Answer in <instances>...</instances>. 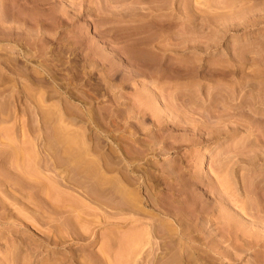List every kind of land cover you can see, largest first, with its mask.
Returning a JSON list of instances; mask_svg holds the SVG:
<instances>
[{"label": "rangeland", "instance_id": "obj_1", "mask_svg": "<svg viewBox=\"0 0 264 264\" xmlns=\"http://www.w3.org/2000/svg\"><path fill=\"white\" fill-rule=\"evenodd\" d=\"M252 2L0 0V264H93L104 253L111 264L204 262L186 252L198 240L160 238V229L182 225L171 218L162 225L163 205H145L135 181L147 212L116 210L84 196L69 176L71 152L90 164L110 158L116 170H101L108 176L122 170L142 181L163 169L173 172L175 185L153 189L165 196L172 189H211L218 206L232 213L244 201L264 209V23L248 25ZM138 102L150 106L143 117ZM191 124L201 127L199 140L193 141ZM71 133L89 143L66 142ZM166 135L172 143H163ZM152 145L158 149L146 148ZM197 177L205 182L195 183ZM262 216L264 210L245 215V222L261 234L264 256ZM214 240L233 253L240 249L239 240L221 233ZM250 252L234 264H251Z\"/></svg>", "mask_w": 264, "mask_h": 264}, {"label": "bare ground", "instance_id": "obj_2", "mask_svg": "<svg viewBox=\"0 0 264 264\" xmlns=\"http://www.w3.org/2000/svg\"><path fill=\"white\" fill-rule=\"evenodd\" d=\"M52 1V0H51ZM71 1V0H70ZM237 1V0H236ZM250 1V0H249ZM253 0H251L252 2ZM241 2V1H240ZM236 3V2H235ZM46 4V3H45ZM53 4V3H52ZM66 4V3H65ZM237 4V3H236ZM241 5V4H240ZM244 5V4H243ZM233 6V5H232ZM70 7V6H69ZM41 8V7H40ZM222 10V8H220ZM48 10V9H47ZM247 10H250V12L248 13L247 18L249 16L250 18V22L248 23V25H256L257 23H264V0H254L250 6L247 7ZM223 11V10H222ZM59 12V11H58ZM32 18V17H31ZM249 18L246 19L249 21ZM33 19V18H32ZM49 19V18H48ZM51 20V19H50ZM240 20V19H239ZM242 20V19H241ZM247 21V22H248ZM40 22V21H39ZM67 22V21H66ZM45 23V22H44ZM60 23V22H59ZM54 25V24H52ZM60 25V24H59ZM55 26V25H54ZM252 27V26H251ZM146 36V35H145ZM147 39V38H145ZM113 46V45H112ZM258 52V51H257ZM262 52V51H261ZM127 55V54H126ZM258 55V54H257ZM263 55V54H262ZM147 57V56H145ZM260 57V56H258ZM101 60V59H100ZM259 61V59H258ZM261 61V60H260ZM259 61V62H260ZM148 62V61H147ZM262 62V61H261ZM264 62V61H263ZM124 64V63H123ZM126 64V63H125ZM188 67V66H187ZM134 68V67H133ZM155 68V67H154ZM145 69V68H144ZM196 70V68H194ZM134 70V69H133ZM150 70V69H149ZM192 70V68H190V71ZM194 70V71H195ZM157 71H158V67H157ZM184 71V70H183ZM189 71V72H190ZM193 72V71H192ZM191 72V73H192ZM162 73V71H161ZM153 77V76H152ZM257 89V88H256ZM174 91V90H173ZM263 91V90H262ZM261 91V92H262ZM84 92V91H83ZM179 92V91H177ZM176 93V91H175ZM186 93V92H185ZM85 94V93H84ZM179 94V93H178ZM177 97V96H176ZM183 97V96H181ZM180 97V98H181ZM250 97V96H249ZM259 97V96H257ZM173 98V97H172ZM169 99V98H168ZM211 99H212V95H211ZM261 99V98H260ZM148 100V99H147ZM174 100V98H173ZM183 100V99H182ZM190 100V99H189ZM213 100V99H212ZM170 101V100H169ZM211 101V100H210ZM173 102V101H172ZM250 102V101H249ZM252 102V101H251ZM4 103V102H3ZM134 103V102H133ZM139 104L137 105V109L138 111L136 110V112H138L142 117L143 115L147 114V111L150 109V106L147 105V104H144V103H140L138 102ZM179 103V102H177ZM214 103V102H213ZM248 103V102H247ZM254 103V102H253ZM252 103V104H253ZM260 103V102H259ZM127 104V103H126ZM190 104V103H189ZM209 104V103H208ZM240 104V103H239ZM129 105V104H128ZM185 105V104H184ZM202 105V104H201ZM204 105V104H203ZM211 105V103L209 104ZM241 105V104H240ZM243 105V104H242ZM40 106V105H39ZM172 106V105H171ZM258 106V105H257ZM163 107V105H162ZM170 107V106H169ZM187 107V106H186ZM190 107V106H189ZM216 107H217V104H216ZM248 107V106H247ZM39 108V107H38ZM177 108V107H176ZM231 108V107H230ZM249 108V107H248ZM232 109V108H231ZM257 109V108H256ZM179 110V109H178ZM251 110V109H250ZM91 111V110H90ZM102 111V110H101ZM167 111V110H166ZM177 110H175L176 112ZM202 111V110H201ZM226 111V110H225ZM49 112V111H48ZM79 112V111H78ZM208 112V111H207ZM211 112V111H210ZM55 113V111H54ZM74 113V112H73ZM89 113V112H88ZM100 113V112H99ZM149 113V112H148ZM161 113V112H160ZM168 114V113H167ZM205 114V113H204ZM211 114V113H210ZM256 114V113H255ZM254 114V115H255ZM76 115V114H75ZM91 115V114H89ZM251 115V113H250ZM48 116H50L48 114ZM92 116V115H91ZM153 116L155 118H157V123L158 125H160V123H163L162 121H164V119L161 120V117H158L156 114H153ZM208 116V115H207ZM51 117V116H50ZM60 116H58V119H59ZM86 117V116H85ZM94 117V116H92ZM90 117V119L92 118ZM182 117V116H181ZM187 117V115H186ZM246 117V116H245ZM253 117V116H252ZM47 118V116H46ZM79 118V119H78ZM190 117H187V121L189 122V119ZM74 120L76 121H79V120H82V117H79V116H74L73 118ZM84 119V118H83ZM93 119V118H92ZM167 119V118H166ZM173 119V117H172ZM185 119V118H183ZM191 119V118H190ZM196 119V118H195ZM218 119V118H217ZM259 119V118H258ZM95 120V119H93ZM193 120V119H191ZM201 120V119H199ZM222 120V119H221ZM257 120V119H256ZM124 121V120H123ZM195 121V120H194ZM209 121L211 122V120L209 119ZM259 121H262V120H259ZM39 122V121H38ZM47 122V121H45ZM50 122V120H49ZM58 122V121H56ZM156 122V121H155ZM186 122V121H185ZM193 122V121H192ZM191 122V123H192ZM202 122V121H201ZM205 122V121H204ZM178 123V122H177ZM190 123V122H189ZM203 123V122H202ZM215 122H213L214 124ZM255 123V122H254ZM257 123V122H256ZM264 123V122H263ZM48 124V122H47ZM209 124V123H208ZM212 124V125H213ZM59 125V124H58ZM178 125V124H177ZM185 125V124H184ZM228 125V124H227ZM157 126V125H156ZM191 126L193 127L192 129L195 130V132L197 133H194V135H192V139L193 141L194 140H199L197 138V136L199 137V134L202 133V131L200 133H198V131L202 130L201 127L199 128L197 125H192ZM47 127V126H46ZM54 127V126H53ZM118 127V126H117ZM185 127V129L188 130V127L189 129L191 128L189 125L187 126V124L185 126H183V128ZM212 127V126H211ZM256 127V126H255ZM260 127V126H259ZM63 128V126H62ZM61 128V129H62ZM168 128V127H166ZM165 128V126L161 127V130L162 131H166L167 129ZM170 128V127H169ZM182 128V127H181ZM60 129V128H59ZM190 130L193 132V130ZM257 129V128H256ZM51 130V129H50ZM184 130V129H182ZM198 130V131H197ZM216 130V129H215ZM173 131V130H172ZM210 131V130H209ZM61 132V131H60ZM62 132H64V130H62ZM171 132V131H170ZM189 132V131H188ZM51 133V132H50ZM156 133V132H155ZM161 133V132H160ZM218 133V132H217ZM225 133V132H224ZM63 134V133H62ZM65 134V133H64ZM67 134V133H66ZM75 133H71V137H68V136H65L64 138H66V142H71L72 145L74 142H86L84 143V146L85 144H88V140L86 141L85 139H83L82 141V138L80 139V137H78L77 135L74 136ZM203 134V133H202ZM201 134V135H202ZM216 134V133H215ZM53 135V134H52ZM57 135V134H55ZM68 135V134H67ZM162 135V133H161ZM165 135V134H164ZM58 136V135H57ZM56 136V137H57ZM125 136V135H124ZM261 136V135H260ZM50 137V136H49ZM55 137V136H54ZM68 137V138H67ZM161 137V136H159ZM163 138H165L163 141L164 142H167L166 144H168V142H171L172 143V140L170 141V139H167V135L166 136H162ZM194 137V138H193ZM207 137V136H206ZM62 136L60 135V138L58 137L57 139H61ZM86 138V137H85ZM260 138V137H259ZM53 139V137H52ZM63 139V138H62ZM87 139V138H86ZM208 139V138H207ZM256 139V137H255ZM261 140V139H260ZM151 141V140H150ZM88 142V143H87ZM93 142H96L97 144L95 149L98 150V148H100V142L102 143L101 141V138L99 135L96 134V137H94V140ZM137 142V141H136ZM59 144V143H58ZM164 145L163 147H161L162 149H166V146L167 145ZM68 145V144H67ZM71 145V150H72V146ZM94 145V146H95ZM157 145V144H156ZM144 146V144H143ZM169 146V145H168ZM52 147V145H51ZM54 147H56L54 145ZM53 147V148H54ZM68 147V146H67ZM80 147V146H79ZM83 147V146H82ZM141 147V146H140ZM52 148V149H53ZM85 148H88V150L91 148L88 147H85ZM94 148V147H93ZM92 148V149H93ZM146 148H150V150H156L158 148L156 147H153L152 146H146ZM50 149V150H52ZM56 149V148H55ZM81 149V148H80ZM94 149V150H95ZM114 149V148H113ZM138 149V148H137ZM161 149V150H162ZM70 150V151H71ZM86 150V149H85ZM145 150V149H144ZM169 150V149H168ZM167 150V151H168ZM54 151V150H53ZM51 151V154H53ZM100 151V150H99ZM152 151V152H154ZM160 151V150H159ZM69 150L67 148V151H66V148H65V154H68ZM87 152V151H86ZM90 152H91V149H90ZM89 152V154H90ZM95 152V151H94ZM102 152V151H101ZM128 152V151H127ZM145 152V151H144ZM147 152V150H146ZM58 153V152H57ZM104 153V152H103ZM105 154V153H104ZM103 154V155H104ZM111 154V153H110ZM130 154V153H129ZM128 154V155H129ZM140 154V152H139ZM79 155H81L79 157ZM101 155V154H100ZM106 155V154H105ZM108 155V154H107ZM106 155V156H107ZM132 155V154H131ZM66 156V155H65ZM87 156V155H86ZM105 156V157H106ZM112 156V155H111ZM134 156V155H133ZM68 157V156H67ZM66 157V158H67ZM65 158V157H64ZM113 158V157H112ZM62 159V158H61ZM110 158H108L109 160ZM115 159V158H114ZM65 160V159H64ZM101 160L103 162H101ZM106 159H100V161H97L95 163H91V161H88V158H86L84 155L82 154H78V156H75V153H72L71 152V174H69V176L71 175V181L74 185H78V188L80 187L82 190L85 191V194L84 196H89V198L91 199H94L95 201H97L99 203V201H101L100 203H103L106 202L108 203L107 205H113L115 206L116 210L117 209H120V210H128L130 207L131 208H137L138 211H141V210H145L144 208H142V206L140 205L139 206V202H143V198L139 199V195L141 193H139L138 195V191H135V187L133 188L132 185H136L135 183H137L138 187L140 190L142 189L143 191H145L146 194H144V196L146 195V200L145 202L147 204L145 205H152V206H157L158 205V208L161 209V206H162V209L164 208L166 210V213L164 214V216H160L161 220H164V218H171L172 221L174 220H177L178 224L180 223L182 226L180 228V230H169L166 231V229H160L159 231H157V234H159L160 238L163 237L164 238H169L172 243L173 241H182V240H185L186 242H195L196 240L199 241V245L198 244H194V243H189L190 245L186 246L185 248L187 249L186 252H188L187 254L190 255L191 252L193 253H197L198 255V260H204V262H201L200 264H220L218 263L216 260H221L222 264H234L235 261L238 256L240 257V254L244 251H251L250 253L254 254L255 255V259L254 261L251 263V264H264V256H261L260 254V244L262 245V243H260V233H258L257 231H254L253 230V227L255 226H252L248 223H246L245 221H247L245 215H251V216H254V213H261L262 209L261 207H258V205H256L255 207H251L249 204H245V202L247 201H244L243 202V205H240L241 207L239 208L240 210L239 211H235V212H231L230 209L228 208H221V206L219 207V201L217 199H215L214 196L216 195H212L211 192H209V186H208V190L209 191H196L195 193H184L185 196L183 197V193L180 192L179 190L175 189L173 190L172 187H170L172 189V192H171V196H172V200L171 203L170 201H168L167 197L169 196V198H171L170 195L168 196H165L163 194L162 191H158V192H155L153 189L159 184V183H162L164 186H173L171 185L170 183V173H173V172H165L166 170H161L163 172H158L156 173V175H147V177H143V180L142 181H139L140 179H138L137 177L135 176H132L131 174H128V173H124V171L120 172V170L118 171V173L114 176H108L106 175V171L108 170H116V168L113 166L115 165V163L112 164L111 161H108ZM123 160V159H122ZM63 162V161H62ZM89 162V163H88ZM116 162V161H115ZM118 162V161H117ZM68 163V162H67ZM131 163V162H130ZM66 164V162H65ZM68 164V165H70ZM53 162H52V169L53 167ZM92 165V166H91ZM120 165V164H119ZM129 165V164H128ZM51 165H49L50 167ZM116 166V165H115ZM177 166V165H176ZM175 166V167H176ZM68 167V166H66ZM56 168V167H55ZM92 168V170H91ZM123 168V167H122ZM126 168H129V166H125V171H126ZM179 168V167H178ZM51 169V170H52ZM93 169H94V172H93ZM105 169V172L104 171H101V170H104ZM121 169V168H120ZM124 169V168H123ZM138 169V168H137ZM69 171V170H68ZM111 171V172H113ZM182 171V170H181ZM23 172V171H22ZM104 172V173H103ZM109 172V173H111ZM119 173H121L120 175H118ZM179 175V174H178ZM141 178V176H140ZM174 178V177H173ZM178 179V178H177ZM186 179V178H185ZM135 181V183H134ZM173 182V180H171ZM184 181V180H182ZM195 183H203L205 182V180H203V178H200V177H197ZM245 181V180H243ZM254 181V180H253ZM169 182V183H168ZM207 182V181H206ZM174 183V182H173ZM177 184V182H176ZM250 184V183H249ZM248 184V185H249ZM252 184V183H251ZM68 185V184H67ZM192 185V184H191ZM193 186V185H192ZM252 186V185H251ZM72 187V186H71ZM76 187V186H75ZM74 188V187H73ZM79 188V190H80ZM136 188V190H138ZM169 188V189H170ZM177 188V187H176ZM211 188V187H210ZM254 188V187H253ZM54 189V188H53ZM51 189V190H53ZM77 189V188H76ZM179 189H182V188H179ZM193 189V188H192ZM248 189H251V188H248ZM77 190V191H79ZM165 190V189H164ZM197 190V189H196ZM50 191V190H49ZM84 191H79V192H84ZM193 191V190H192ZM254 191V190H253ZM51 192V191H50ZM189 192V191H187ZM194 192V191H193ZM53 193V192H52ZM137 193L136 196H131L132 194L135 195ZM257 193V192H256ZM54 194V193H53ZM169 194V193H168ZM82 195V196H83ZM142 195V194H141ZM81 196V195H80ZM54 197V196H53ZM217 197V196H216ZM58 198V196H57ZM67 198V197H66ZM80 199L82 197H79ZM85 198V197H84ZM164 198L167 199V201L170 203H168L167 201L164 200ZM79 199V200H80ZM163 199V203H162V200ZM219 199V197H218ZM256 200V198H254ZM54 199H52L53 201ZM78 199H76L75 201L77 202ZM83 200V199H82ZM93 200V201H94ZM175 202H174V201ZM48 201V200H47ZM50 201V200H49ZM81 201V200H80ZM94 201V202H95ZM103 201V202H102ZM136 201V202H135ZM161 201V202H159ZM172 201L174 202V204L172 203ZM178 202L180 201H183V203L181 202L180 204H183V205H179ZM262 201V200H261ZM51 202V201H50ZM56 202V201H55ZM83 202V201H82ZM85 202V200H84ZM81 203V202H80ZM91 203H93L91 201ZM99 203V204H100ZM177 203V204H175ZM225 203V202H224ZM250 203V202H249ZM257 203V202H256ZM82 204V203H81ZM95 204V203H94ZM104 204V203H103ZM141 204V203H140ZM167 204V205H166ZM227 205V204H226ZM252 205V204H251ZM54 206V205H53ZM69 206V205H68ZM229 206V205H228ZM250 206V207H249ZM253 206V205H252ZM78 207V206H77ZM80 207V206H79ZM110 207V206H109ZM139 207V208H138ZM54 208V207H53ZM128 208V209H127ZM141 208V209H140ZM157 208V209H158ZM231 208V207H230ZM73 210V208H71ZM114 209V208H113ZM161 209V210H162ZM51 210V209H50ZM81 210V209H80ZM130 210V209H129ZM128 210V212H129ZM132 211H134V209H131ZM130 210V211H131ZM165 210H163V212H165ZM53 211V210H52ZM68 211V210H67ZM115 211V210H114ZM123 211V213H124ZM137 211V210H135ZM147 212V209L145 210ZM256 211V212H255ZM120 211H118L119 213ZM73 213V212H72ZM75 213V212H74ZM127 213V211H126ZM133 213V212H132ZM140 213V212H139ZM138 214V213H137ZM136 214V215H137ZM143 214V212H142ZM217 214V217L214 218V215ZM72 215V214H71ZM80 215V214H79ZM141 215V214H140ZM146 215V214H145ZM261 215V214H260ZM257 217V216H256ZM261 217V216H260ZM264 218V216H262ZM251 219V218H250ZM256 219V218H255ZM258 219V218H257ZM249 220V218H248ZM253 220V219H252ZM120 221H123L120 219ZM256 221V220H255ZM250 222V221H248ZM259 222V221H258ZM261 222V221H260ZM263 222V221H262ZM121 223V222H120ZM159 223V222H158ZM157 223V224H158ZM255 223V222H254ZM161 224H162V221H161ZM212 224H215L216 225V228H213L214 226ZM257 224V223H256ZM163 225V224H162ZM259 225V224H257ZM161 226V225H160ZM213 226L211 229L210 227ZM162 227V226H161ZM72 228V226H71ZM259 228V227H258ZM264 228V227H263ZM213 229L214 232L212 231ZM264 230V229H263ZM262 231V230H261ZM221 233L222 237H228V238H231L232 237V240H234L235 244L236 241H240V244H237V246H235L236 248L239 247L240 249L237 248V250H242L241 253H238V251L236 250V252H231L229 250H225L224 248H221V244L218 246L217 244L215 243H219L217 240H214L217 236V234ZM148 234V233H147ZM155 234V232H154ZM263 234V233H262ZM156 235V234H155ZM136 237H139V236H136ZM220 238V237H219ZM234 238V239H233ZM231 240V239H230ZM228 241V240H227ZM238 241V242H239ZM175 242V243H176ZM197 242V241H196ZM231 242V241H230ZM225 243V242H224ZM176 245V244H175ZM223 245V244H222ZM179 246V245H178ZM175 247V246H174ZM170 248V247H169ZM177 248V247H176ZM226 248V247H225ZM242 248V249H241ZM175 249V248H174ZM173 250V249H172ZM177 250V249H176ZM175 250V253L177 254ZM181 250V249H180ZM184 250V249H183ZM234 250V249H233ZM171 251V250H170ZM174 251V250H173ZM235 251V250H234ZM172 252V251H171ZM183 252V251H182ZM185 252V250H184ZM263 252V251H262ZM174 254V253H173ZM264 254V253H263ZM179 255V254H178ZM108 256L107 254H103L102 256H99V257H96V259L94 260L93 264H111V261L109 259V263H108ZM190 257V256H189ZM191 258V257H190ZM195 258V256H194ZM254 258V257H253ZM175 259V258H174ZM197 260V261H198ZM134 261V260H133ZM107 262V263H106ZM196 262V260H195ZM86 263V261H85ZM133 263V262H132ZM89 264V263H87ZM197 264V263H196Z\"/></svg>", "mask_w": 264, "mask_h": 264}]
</instances>
